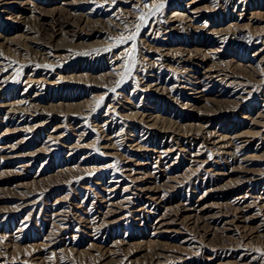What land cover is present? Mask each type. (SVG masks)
Instances as JSON below:
<instances>
[{
    "label": "rangeland",
    "instance_id": "obj_1",
    "mask_svg": "<svg viewBox=\"0 0 264 264\" xmlns=\"http://www.w3.org/2000/svg\"><path fill=\"white\" fill-rule=\"evenodd\" d=\"M28 1L0 3V264H264V0Z\"/></svg>",
    "mask_w": 264,
    "mask_h": 264
},
{
    "label": "bare ground",
    "instance_id": "obj_2",
    "mask_svg": "<svg viewBox=\"0 0 264 264\" xmlns=\"http://www.w3.org/2000/svg\"><path fill=\"white\" fill-rule=\"evenodd\" d=\"M14 1H16V3L17 4H19V5H27V4H29V1L28 0H14ZM13 0H12V2H11V0H0V3L1 4H5V3H7V4H11V3H13L14 2ZM240 1V0H239ZM11 2V3H10ZM78 2V1H77ZM191 2H193V1H191ZM191 2H189V3H185V4H180V5H182V6H179L178 8H176L174 11H171L170 12V14L172 15V17L171 18H173V19H175L174 21H171V22H175V21H178V20H186V22H192L193 21V19L194 18H196V15H194V17L192 16V14H195L196 13V11L194 10L195 8H194V6L192 5V3ZM15 3V2H14ZM70 4H74V3H70ZM147 7H149V6H147ZM172 8H169V10H171ZM66 11V10H65ZM198 11V10H197ZM68 12V11H67ZM249 14H251V17L249 18V20H253V22H254V14H256L255 12H252V13H249ZM70 15V14H69ZM162 15H164V14H162ZM257 15V14H256ZM113 16V15H112ZM112 16H110V17H112ZM127 17H128V14H127ZM191 17H193L192 19H191ZM160 18H162V17H160ZM114 19V18H113ZM172 19V20H173ZM248 19V18H247ZM256 19V18H255ZM108 21V20H107ZM170 21V20H169ZM112 22H113V20H112ZM116 22H118V21H116ZM127 22V21H126ZM184 22V21H183ZM256 22V21H255ZM128 23V22H127ZM126 23V24H127ZM179 23V22H178ZM182 23V22H181ZM236 23V22H235ZM186 24V23H185ZM236 25V24H235ZM234 24L232 25V26H235ZM240 25V24H239ZM107 26H109V25H107ZM128 26V25H127ZM188 26H190V25H188ZM183 27V26H182ZM193 27H194V25H193ZM230 27V26H229ZM241 27V26H240ZM166 29L167 28H169V26H167L166 25V27H165ZM177 28V27H176ZM178 29V28H177ZM137 30V29H136ZM155 30H156V28H155ZM169 30V29H168ZM179 30H180V27H179ZM239 30H241V28H239ZM262 30H264V29H262ZM215 32V31H214ZM260 32V31H259ZM164 33V32H163ZM215 33H217V31L215 32ZM214 33L212 32V35H213ZM237 34H241V35H243V37H244V39L247 41V42H250L251 41V38H250V36L247 34V33H245V32H243V31H240V32H238ZM148 35V34H147ZM165 36H167L166 38L164 37V40H169V38H168V33H165ZM216 37H217V35H216ZM143 38V37H142ZM145 38H147V36L146 37H144V40H142V42H146L147 40L145 39ZM151 38V37H150ZM153 38V37H152ZM258 40L257 41H255V43L254 44H260V45H262V47H264V31L260 34V35H258ZM29 39V38H28ZM30 40H31V37H30ZM136 40V39H135ZM140 43H141V41H139ZM172 44H173V41H171L169 44H167V45H164V46H166V47H164V49H162V51L161 52H159L160 54H159V57H161V58H166V57H168V56H170V55H174V54H177V55H179V56H181L182 54H184V53H188V52H190V50L189 49H185V48H173L172 47ZM44 46V45H43ZM132 46V45H131ZM135 47H136V45H135ZM103 48V47H102ZM105 50V49H104ZM112 50V49H111ZM102 51V50H101ZM106 51H109L108 53H106V54H108V55H110V50H106ZM139 51V50H138ZM154 51V50H153ZM152 51V52H153ZM210 51V50H209ZM56 52H58V54H56V56H52V55H47L48 57H45L46 58V61L48 62V64H50L51 66H48V65H46V67L48 66V68H50V71L53 69V67H55V66H58L57 64H56V62H55V59H57V58H59V57H62V54H61V52L60 51H56ZM264 48L262 49V50H259V52L258 51H255L254 53H253V59L251 58V60H250V63L246 66V68H261L263 65H264ZM153 55V54H152ZM49 56L51 57H53L52 59H50L49 58ZM99 56V55H98ZM114 56V55H113ZM121 56V55H120ZM154 56V55H153ZM115 58L114 59H111V61L113 60H115L116 62H118L117 61V56H114ZM152 57V56H151ZM191 56H188V58H190ZM37 58V57H36ZM66 58H67V56H66ZM256 58H259L258 60H256ZM40 59H41V57H40ZM42 59H44V56H43V58ZM64 59V58H63ZM92 59L93 58H90L89 59V61H87V62H91L92 61ZM147 59V58H146ZM158 59V58H157ZM35 60V59H34ZM33 60V61H34ZM59 60V59H58ZM95 60V59H94ZM120 60H121V58H120ZM119 60V61H120ZM148 60V59H147ZM194 60V59H193ZM44 62H46L45 61V59L43 60ZM60 61V60H59ZM61 61H62V59H61ZM156 61V60H155ZM181 60H178V62H180ZM38 62V61H37ZM36 62V63H37ZM58 62V61H57ZM121 62V61H120ZM183 62V61H182ZM195 62V61H194ZM41 63V62H40ZM112 63V62H111ZM114 63V62H113ZM122 63V62H121ZM124 63V62H123ZM160 63H162V62H160ZM46 64V63H45ZM168 64V63H167ZM201 64L202 63H198V64H196L197 66H199V67H201ZM212 64V63H211ZM214 65H215V63H213ZM212 64V65H213ZM218 64V63H217ZM44 65V64H43ZM121 64H118V66H120ZM60 67H62L61 65H59ZM99 66V65H98ZM97 66V67H98ZM114 66V65H113ZM55 68H57V67H55ZM118 68V67H117ZM123 68V67H122ZM153 68V67H152ZM162 68V67H161ZM100 69V68H99ZM2 70H3V68H2ZM113 69H111V71H112ZM120 70H121V68H120ZM208 70H210V69H208ZM117 71H119V69H117ZM205 71H207V69L205 70ZM251 71V70H250ZM262 71V70H261ZM120 72V71H119ZM255 72V71H254ZM59 73H61V70L59 71ZM111 73V72H110ZM116 73V72H115ZM59 76H60V74H58ZM116 75H117V73H116ZM204 75V74H203ZM58 76V77H59ZM118 76V75H117ZM121 76V75H120ZM149 76H151V75H149ZM80 77H83V76H80ZM78 78V79H83V78ZM210 77H211V75H210ZM29 78V77H28ZM119 78V77H118ZM32 79V77H30L29 78V80H31ZM61 79V78H60ZM20 80V79H19ZM0 81H1V79H0ZM121 81V80H120ZM202 81V80H201ZM31 82V81H30ZM120 84V83H119ZM154 85H156V84H154ZM154 85H150V86H145V90L146 89H148V88H151L152 86H154ZM27 86H29V85H27ZM42 86V85H41ZM43 87V86H42ZM181 88H183V89H187V90H190V91H192L194 94H198V95H196L198 98H201V96H202V93H203V91L202 90H200V88L198 87V85H197V83H192V84H185V85H183V86H181ZM188 102H186V104L185 105H187L190 101L189 100H187ZM191 103V102H190ZM153 123V122H152ZM153 124H155V123H153ZM152 124V125H153ZM242 145V144H241ZM243 146V145H242ZM235 147V146H234ZM241 147H236L235 149H234V152L236 153V154H238L240 151H241ZM158 157H160V156H158ZM249 158H251V157H249ZM24 167H26V165L24 166ZM106 189V188H105ZM112 190V189H111ZM139 190V189H138ZM134 194V193H133ZM128 197V196H127ZM126 197V199H127V201H130V198H127ZM239 199L241 198V197H238ZM153 199H157L156 197L154 198V197H152V201H153ZM131 203H132V201H131ZM60 219V218H59ZM59 221V220H58ZM60 221H62L61 219H60ZM59 223V222H58ZM61 223V222H60ZM64 223V222H63ZM60 226V225H59Z\"/></svg>",
    "mask_w": 264,
    "mask_h": 264
},
{
    "label": "snow or ice",
    "instance_id": "obj_3",
    "mask_svg": "<svg viewBox=\"0 0 264 264\" xmlns=\"http://www.w3.org/2000/svg\"><path fill=\"white\" fill-rule=\"evenodd\" d=\"M162 7V6H161ZM156 10H159V8H157ZM143 18V17H142ZM126 41L123 39V37L120 39L119 43H125Z\"/></svg>",
    "mask_w": 264,
    "mask_h": 264
},
{
    "label": "built area",
    "instance_id": "obj_4",
    "mask_svg": "<svg viewBox=\"0 0 264 264\" xmlns=\"http://www.w3.org/2000/svg\"><path fill=\"white\" fill-rule=\"evenodd\" d=\"M241 40H242V37H238V38H237V41H241Z\"/></svg>",
    "mask_w": 264,
    "mask_h": 264
}]
</instances>
